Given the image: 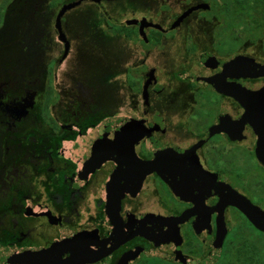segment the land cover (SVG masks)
<instances>
[{
    "label": "flooded vegetation",
    "instance_id": "af4514ba",
    "mask_svg": "<svg viewBox=\"0 0 264 264\" xmlns=\"http://www.w3.org/2000/svg\"><path fill=\"white\" fill-rule=\"evenodd\" d=\"M2 2L0 264H264V0H182L167 18L146 13L171 0ZM176 37L164 85L146 61ZM75 41L99 59L66 69ZM116 124L121 152L149 137L93 155Z\"/></svg>",
    "mask_w": 264,
    "mask_h": 264
},
{
    "label": "rangeland",
    "instance_id": "374dc122",
    "mask_svg": "<svg viewBox=\"0 0 264 264\" xmlns=\"http://www.w3.org/2000/svg\"><path fill=\"white\" fill-rule=\"evenodd\" d=\"M5 0H3L2 3H4ZM54 1H61V0H54ZM182 0H171L170 2V6H166L163 7L161 5L158 6L157 8V15H153L154 12H148L146 13L148 17H160L161 16V11H165V15L164 17H173L175 16L177 13H179V8H180V4H181ZM3 7V5H2ZM114 12H116L115 10H113ZM126 11V10H125ZM128 13V12H127ZM93 21L94 24H98L100 23L98 21V15H93ZM217 23H213L211 26H207V28H204L201 32L205 33L206 31H209V33H216L217 32ZM98 27V26H97ZM102 32V31H101ZM103 33V32H102ZM199 33V32H198ZM79 41H75L72 43V45L74 46V51L71 52L69 58L67 59V61L65 62L66 65V69H70V67L72 68L73 66V60H75V57H77L78 62L85 61V63L87 62V60L89 59H93V60H97L99 59L97 56H91L92 58H87V57H83V58H79L80 54H76L75 52V47L78 50L79 49ZM112 49L117 50L120 47V42L118 41H110V42H106ZM197 44H200L199 41L196 42ZM182 44L183 42H180L179 39L176 37L175 40L171 43L168 42L166 44H164V46L157 48L153 53H151V56L147 59V64H148V68H155L157 74L159 75L161 82L166 85V73L165 71L168 69L169 66H171V64L174 67L177 66H183V57L182 55ZM95 49V48H94ZM127 49H129L132 54H129V57H127L126 60L131 61L130 64H134L139 62L142 59H145L142 56V53H139L140 51V46L139 44H129L127 46ZM54 51V50H53ZM108 77V81L106 83V86L108 88H110V91L113 92V96L115 98V100L118 99V97H120V84L119 82L121 81V77L119 75V71L116 68L115 65V69L110 70V75L107 76Z\"/></svg>",
    "mask_w": 264,
    "mask_h": 264
},
{
    "label": "water",
    "instance_id": "95a60500",
    "mask_svg": "<svg viewBox=\"0 0 264 264\" xmlns=\"http://www.w3.org/2000/svg\"><path fill=\"white\" fill-rule=\"evenodd\" d=\"M72 7H74L73 4L71 5H67V6H64L60 9V11L58 12L57 14V17H56V28L57 30L59 31V34H60V39L62 40V42L64 43L65 45V51H64V54H63V58L65 57L66 53H67V49H68V45H67V42L65 41V39L63 38L61 32H60V28H59V23H60V19L62 17V15L70 10ZM199 8H206V6L202 5V6H197V7H194L192 9H189L187 10L185 13H183L178 19L177 21L172 25L171 29H174L176 26L179 25V23L182 21V19L186 18L188 16L189 13H191L193 10H197ZM134 25H137L139 26V28L142 29V26H144V24L141 22H137V21H132ZM148 25V24H146ZM147 86H148V82L145 84L144 86V89H143V97L145 98V91L147 89ZM120 126L119 124H116L110 128H106L102 131V129L99 130V136L98 138L93 142V148H92V154L93 155H96L99 156V157H102V158H112V155L113 153L118 155L119 157L121 156L122 153H126L128 155H131L133 154L134 152V147L135 145H137V143L139 142L140 139H142L143 137H149L148 133H145L143 132L142 130L140 129H133L132 130V134H130L128 132V134H126V137H129V138H133V143L129 142L127 143V145H125L127 148L124 152H121L119 151L118 147L120 148V146H122V143L119 142V139H121V135H120ZM110 139H113V140H117L118 142H113V140L110 142L109 140ZM121 141V140H120ZM104 148L103 150H101L100 148ZM106 148L109 150L107 151ZM101 160H104L102 159ZM115 162H120L119 159L115 160L113 159ZM93 162V165H94V161ZM102 162V161H100ZM91 167H92V164L90 163ZM118 171V169L116 170ZM224 202H222V205L224 206ZM248 210L249 208L247 206H243L241 208V211L244 213V214H247L248 213ZM261 223L258 225L256 224V228L263 231L264 232V218H261ZM79 238V235H74L70 238H67L66 241H75L76 239Z\"/></svg>",
    "mask_w": 264,
    "mask_h": 264
}]
</instances>
